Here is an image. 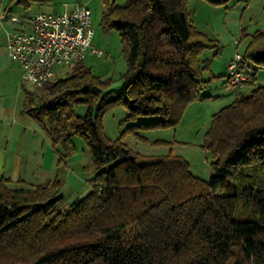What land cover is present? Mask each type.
Masks as SVG:
<instances>
[{"label": "trees", "instance_id": "1", "mask_svg": "<svg viewBox=\"0 0 264 264\" xmlns=\"http://www.w3.org/2000/svg\"><path fill=\"white\" fill-rule=\"evenodd\" d=\"M186 3L103 0L101 25L118 31L127 62L115 97L83 61L42 86L48 99L40 105L24 89L21 112L53 148L71 153L73 135L81 136L94 174L91 190L63 209L59 179L0 176V264H264V86L213 114L207 182L178 155H142L108 138L100 122L124 104L127 120L159 116L131 127L175 126L189 101L205 97L200 55L217 41L192 25ZM242 57L243 67L264 69V29L250 35Z\"/></svg>", "mask_w": 264, "mask_h": 264}, {"label": "rangeland", "instance_id": "2", "mask_svg": "<svg viewBox=\"0 0 264 264\" xmlns=\"http://www.w3.org/2000/svg\"><path fill=\"white\" fill-rule=\"evenodd\" d=\"M113 1L117 4L126 2ZM6 2H12V6L16 7L15 15L26 18L36 12H60L76 4L87 5L92 12L95 32L93 42L104 50V54L89 55L83 60V64L89 67L92 74L108 81L106 89L111 90V97L119 93L122 76L127 71V62L118 31L114 28L105 29L101 25L103 0H6ZM186 9L192 25L217 41L216 47L207 48L200 55L201 61H207L208 65L202 71L207 81L201 90V95L205 97L189 101L175 126L131 127L133 124L155 121L159 116L140 115L133 120H127V109L124 104H117L105 110L100 122L108 138H121L133 152L142 155H178L187 162L188 171L193 176L207 182L211 175V154L205 148V135L211 125L213 114L231 103L235 95H248L253 87L264 86V69L248 63L247 67H243L247 79L242 84L231 87L230 91L226 89L228 64L236 52L243 56L251 34L264 29V0H227L222 3L187 0ZM74 66L58 65L55 68L56 78H65ZM254 70V77L249 76L248 74ZM24 88L36 95L35 105H40V96L45 101L48 99L42 87L25 82ZM51 103L49 101V104ZM75 111L82 115L86 111V105H76ZM37 125L42 132L40 125L38 123ZM44 141L43 152L47 150V156L51 158L49 178L61 181L63 209L76 199L84 197L92 188L90 179L94 171L90 153L84 139L77 134L72 137L74 150L71 153L65 152L60 146L53 148L50 142ZM41 148L38 156L42 153ZM30 157L34 158L32 150Z\"/></svg>", "mask_w": 264, "mask_h": 264}, {"label": "built area", "instance_id": "3", "mask_svg": "<svg viewBox=\"0 0 264 264\" xmlns=\"http://www.w3.org/2000/svg\"><path fill=\"white\" fill-rule=\"evenodd\" d=\"M3 18L0 2V21ZM9 19L21 21L26 27L6 33L8 55L20 63L22 81L35 87L55 80L58 65L72 67L89 55L104 54V50L93 42L92 12L85 4H76L60 12H37L23 20L10 15ZM242 60L241 53L236 52L228 64L226 89L229 91L247 79Z\"/></svg>", "mask_w": 264, "mask_h": 264}, {"label": "crops", "instance_id": "4", "mask_svg": "<svg viewBox=\"0 0 264 264\" xmlns=\"http://www.w3.org/2000/svg\"><path fill=\"white\" fill-rule=\"evenodd\" d=\"M0 2L4 11V18L0 21V176L14 182L22 179L23 183L38 184L50 179L51 158H48L46 149L43 152L42 144L44 140L50 141L39 130L37 122L21 112L24 89H27L22 81L20 63L9 57L6 48V33L16 28L24 29L26 26L21 21L14 22L9 19L10 15L17 16L14 14L16 7L12 6V2ZM17 17L21 20L30 18ZM40 147L42 153L38 156ZM31 150L34 158L30 157Z\"/></svg>", "mask_w": 264, "mask_h": 264}]
</instances>
